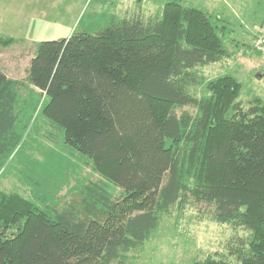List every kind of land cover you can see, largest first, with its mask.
<instances>
[{
    "label": "trees",
    "instance_id": "obj_1",
    "mask_svg": "<svg viewBox=\"0 0 264 264\" xmlns=\"http://www.w3.org/2000/svg\"><path fill=\"white\" fill-rule=\"evenodd\" d=\"M226 23L171 0L148 20L42 41L25 78L0 66V173L19 143L14 123L38 94L44 117L104 180L60 208L0 189V264H126V252L187 201L251 232L237 264H264V99L245 107L237 77L206 81L201 73L228 56ZM16 42L0 33L1 48ZM205 82L210 96L196 97L192 89ZM187 106L196 114L177 113Z\"/></svg>",
    "mask_w": 264,
    "mask_h": 264
},
{
    "label": "rangeland",
    "instance_id": "obj_2",
    "mask_svg": "<svg viewBox=\"0 0 264 264\" xmlns=\"http://www.w3.org/2000/svg\"><path fill=\"white\" fill-rule=\"evenodd\" d=\"M168 1L171 0H0V33L17 40L8 48L0 46V66L13 78H25L28 60L36 55L42 41L67 38L83 30L94 32L112 20H148L162 14ZM183 2L214 19L222 16L231 28L224 37L228 56L201 70L205 80L228 74L237 77L242 83L239 99L245 107L256 97L264 99V50H255L258 33L264 27V0ZM22 93L26 96L28 92L22 89ZM192 93L196 97L210 96L207 82L194 87ZM39 102L37 94L14 123V140L18 138L19 143L1 163L0 189L7 194H36L32 199L40 208L48 204L52 208L67 207L74 198L81 199L77 195L86 185L104 180L92 168L88 156L65 143L60 128L41 113L42 101ZM183 111L196 114L191 106L177 109L178 114ZM105 186L112 195L121 194L113 183L106 182ZM203 210L187 201L183 207L179 205L163 215L150 239L126 252V264H194L208 257L237 264V254L240 249L247 250L251 232L217 222Z\"/></svg>",
    "mask_w": 264,
    "mask_h": 264
},
{
    "label": "built area",
    "instance_id": "obj_3",
    "mask_svg": "<svg viewBox=\"0 0 264 264\" xmlns=\"http://www.w3.org/2000/svg\"><path fill=\"white\" fill-rule=\"evenodd\" d=\"M255 50L261 52L264 50V27L258 33V39L255 43Z\"/></svg>",
    "mask_w": 264,
    "mask_h": 264
},
{
    "label": "water",
    "instance_id": "obj_4",
    "mask_svg": "<svg viewBox=\"0 0 264 264\" xmlns=\"http://www.w3.org/2000/svg\"><path fill=\"white\" fill-rule=\"evenodd\" d=\"M258 79H260V76H258Z\"/></svg>",
    "mask_w": 264,
    "mask_h": 264
}]
</instances>
